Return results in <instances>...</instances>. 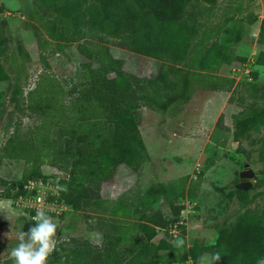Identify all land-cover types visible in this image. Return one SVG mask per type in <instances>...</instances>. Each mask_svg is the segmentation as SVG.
Segmentation results:
<instances>
[{
	"label": "rangeland",
	"instance_id": "1",
	"mask_svg": "<svg viewBox=\"0 0 264 264\" xmlns=\"http://www.w3.org/2000/svg\"><path fill=\"white\" fill-rule=\"evenodd\" d=\"M0 7V18L5 22L0 62L9 77L0 82L1 147L11 132L25 138L35 123L34 118L14 108L10 86L15 84L23 98L37 76L46 72L68 90L80 80V64L87 60L75 43L47 39L43 20L55 14L40 0H0ZM262 18L264 0H215L210 15L196 20V42L205 32L211 37L193 44L180 62L161 63L109 45L110 55L122 60L124 71L153 79L163 64L170 81L180 85L192 81L186 87L189 94L163 111L140 106L134 112L147 157L117 166L113 178L102 183L99 192L102 201L129 206L130 215L110 218L99 210H67L61 219L53 218L58 224L57 240L75 237L99 245L102 233L110 230L111 220L115 226L127 228L155 212L168 217V201L154 191L159 184L183 178V197L174 201L183 206L178 219L183 231L166 224L155 227L153 242L165 240L173 247L157 253L160 264H200L202 256H210L204 249L218 240L230 243L232 253L261 240L248 225L239 231L235 226L246 209L264 213V161L260 153L264 122L247 129L238 116L245 109L252 120H264V64L258 62L264 58V42L258 38ZM214 42L226 44L240 60L221 65L215 72H202L205 47ZM22 169L21 161L0 157V264L11 258V250L19 243L18 233L34 225L33 214L15 207L13 198L2 197L7 187L2 182L19 180ZM41 170L48 172L45 165ZM245 170L251 174L250 186L242 191L244 198H239L234 191L238 175ZM146 196L148 206L143 203ZM177 238L184 241L182 249L174 247ZM224 259L217 264H223Z\"/></svg>",
	"mask_w": 264,
	"mask_h": 264
},
{
	"label": "trees",
	"instance_id": "2",
	"mask_svg": "<svg viewBox=\"0 0 264 264\" xmlns=\"http://www.w3.org/2000/svg\"><path fill=\"white\" fill-rule=\"evenodd\" d=\"M40 1L55 14L54 18L43 20L47 39L59 44L75 43L87 61L80 64V80L68 90L46 72L37 76L23 98L15 84L10 86L13 88L9 99L14 108L34 118L35 123L25 138L14 130L1 144L2 159L23 163L19 180L2 182L7 185L2 197L15 198L25 181L41 176V167L45 165L64 173L59 199L69 212L99 210L110 218H127L129 206L102 201L99 192L101 184L113 178L117 166L147 157L134 112L140 106L160 107L163 111L172 102L186 99L189 94L186 87L192 81H184L183 85L170 81L163 64L155 78L137 77L122 69V60L113 58L108 47L113 45L161 63L180 62L193 44L197 46L211 37L205 32L196 42V20L210 15L215 0ZM4 25L0 18V53ZM258 38L264 42V18L259 24ZM59 44L56 45L60 50ZM234 60L240 59L233 56L226 44L214 42L205 47L200 70L215 72ZM258 62L264 64V58ZM8 80L0 62V82ZM209 88L218 89L211 85ZM247 111L244 109L238 115L247 129L263 124L259 117L260 120H252ZM260 153L264 161V138ZM184 179L159 184L154 191L168 201V217L155 212L127 228L117 227L111 220L110 230L102 233L99 245L75 237L57 240V248L48 263L160 264L157 253L173 247L165 240L153 242L155 227L166 224L183 231L178 220L183 206L174 201L183 197ZM245 194L234 191L239 198ZM143 203L148 206L149 197ZM243 225L261 237L256 245L232 253L230 243L218 240L204 250L210 256L219 252L225 258L223 264H264L263 211H243L235 230L239 231ZM2 264H13V260L7 259Z\"/></svg>",
	"mask_w": 264,
	"mask_h": 264
},
{
	"label": "clouds",
	"instance_id": "3",
	"mask_svg": "<svg viewBox=\"0 0 264 264\" xmlns=\"http://www.w3.org/2000/svg\"><path fill=\"white\" fill-rule=\"evenodd\" d=\"M34 225L26 232L18 233L19 243L10 252L13 264H48V259L57 248L58 224L46 211L37 209L32 217ZM174 247L183 248L184 241L175 239ZM219 252L200 258V264H217L220 261Z\"/></svg>",
	"mask_w": 264,
	"mask_h": 264
},
{
	"label": "built area",
	"instance_id": "4",
	"mask_svg": "<svg viewBox=\"0 0 264 264\" xmlns=\"http://www.w3.org/2000/svg\"><path fill=\"white\" fill-rule=\"evenodd\" d=\"M45 167L47 173L41 170L40 177L29 179L21 185L18 195L13 198V204L18 209L27 211L28 214L35 215L36 210L40 209L57 218L69 210L68 206L59 199L65 175L57 168Z\"/></svg>",
	"mask_w": 264,
	"mask_h": 264
},
{
	"label": "water",
	"instance_id": "5",
	"mask_svg": "<svg viewBox=\"0 0 264 264\" xmlns=\"http://www.w3.org/2000/svg\"><path fill=\"white\" fill-rule=\"evenodd\" d=\"M251 178V174L248 171H243L238 175L237 190L246 191L249 188L248 179Z\"/></svg>",
	"mask_w": 264,
	"mask_h": 264
}]
</instances>
